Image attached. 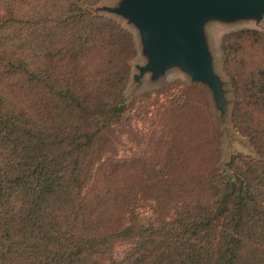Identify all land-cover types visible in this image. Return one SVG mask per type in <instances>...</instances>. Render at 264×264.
I'll list each match as a JSON object with an SVG mask.
<instances>
[{
    "label": "trees",
    "instance_id": "trees-1",
    "mask_svg": "<svg viewBox=\"0 0 264 264\" xmlns=\"http://www.w3.org/2000/svg\"><path fill=\"white\" fill-rule=\"evenodd\" d=\"M101 1L0 0V264H264V67L236 59L264 32L223 40L258 157L222 171L214 131L188 169H144L122 155L134 36Z\"/></svg>",
    "mask_w": 264,
    "mask_h": 264
},
{
    "label": "rangeland",
    "instance_id": "rangeland-1",
    "mask_svg": "<svg viewBox=\"0 0 264 264\" xmlns=\"http://www.w3.org/2000/svg\"><path fill=\"white\" fill-rule=\"evenodd\" d=\"M119 22L137 37L136 29L123 20ZM260 25L214 23L209 27L210 45L216 56L215 71L224 82L222 97L226 103L225 109L218 106L208 85L193 81L187 72L178 67L171 68L158 79L145 74L135 81L133 74L139 72L136 66L147 59L141 53L140 46L136 45L137 55L132 60L131 78L125 90L129 110L121 126L124 131L122 155L137 157V163L144 169L162 166L166 160L177 158L183 159V163L175 167L186 164L184 169H188L190 163H198L199 156L211 155L209 144L204 147L200 145L215 131L221 142L218 167L222 171H227V163L235 154L257 157L250 139L241 134L233 122L236 97L232 77L225 68L223 40L230 33L243 28L264 32V20ZM236 59L247 61L249 68L264 67V42H242L241 52ZM195 88L201 92L195 91ZM178 103L185 105V108L181 112L172 111L170 106ZM253 115L264 123V112H254ZM189 141H192L191 147Z\"/></svg>",
    "mask_w": 264,
    "mask_h": 264
},
{
    "label": "water",
    "instance_id": "water-1",
    "mask_svg": "<svg viewBox=\"0 0 264 264\" xmlns=\"http://www.w3.org/2000/svg\"><path fill=\"white\" fill-rule=\"evenodd\" d=\"M88 8L95 15L123 20L136 29L137 37L119 22L133 34L135 45L147 57L145 63L136 66L139 72L133 74L135 81L145 74L158 79L178 67L193 81L208 85L222 109L226 108L224 82L215 71L209 27L214 23H253L260 27L264 20V0H102ZM130 64L132 67V61Z\"/></svg>",
    "mask_w": 264,
    "mask_h": 264
}]
</instances>
